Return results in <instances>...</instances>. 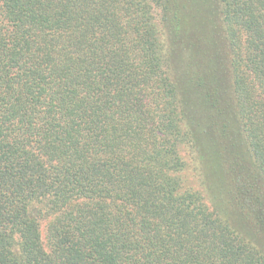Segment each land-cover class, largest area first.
Masks as SVG:
<instances>
[{"label":"trees","instance_id":"16d2710c","mask_svg":"<svg viewBox=\"0 0 264 264\" xmlns=\"http://www.w3.org/2000/svg\"><path fill=\"white\" fill-rule=\"evenodd\" d=\"M0 264H264V0H0Z\"/></svg>","mask_w":264,"mask_h":264}]
</instances>
